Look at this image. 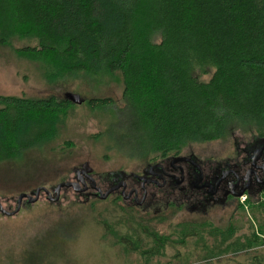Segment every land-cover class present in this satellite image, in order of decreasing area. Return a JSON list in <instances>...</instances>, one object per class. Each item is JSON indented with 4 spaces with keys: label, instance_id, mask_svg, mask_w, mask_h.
I'll return each instance as SVG.
<instances>
[{
    "label": "trees",
    "instance_id": "trees-1",
    "mask_svg": "<svg viewBox=\"0 0 264 264\" xmlns=\"http://www.w3.org/2000/svg\"><path fill=\"white\" fill-rule=\"evenodd\" d=\"M0 49L32 62L50 83L79 74L117 79L122 107L99 137L107 149L146 164L237 132L264 139V0H0ZM80 105L98 110L113 102L89 98ZM79 106L65 96L0 95V164L29 165L27 156ZM252 206L259 213H251L257 224L249 234L208 221H184L160 234L135 221L138 229L116 242L145 263L187 238L204 261L247 252L264 246V202ZM43 240L33 241L36 249ZM252 261L262 264L258 255Z\"/></svg>",
    "mask_w": 264,
    "mask_h": 264
},
{
    "label": "rangeland",
    "instance_id": "rangeland-1",
    "mask_svg": "<svg viewBox=\"0 0 264 264\" xmlns=\"http://www.w3.org/2000/svg\"><path fill=\"white\" fill-rule=\"evenodd\" d=\"M211 73L210 69L200 79L208 80ZM65 82L45 81L32 62L0 49V95L63 98L66 93H72L84 100L110 98L113 102L111 107L98 110L76 104L79 107L57 127L53 139L27 156L31 159L29 165L22 161L0 164V202L8 212L15 209V200L20 193L29 194L39 186L51 191L58 183L73 179L75 171L84 164L99 179L117 171L123 175L139 174L146 164L138 158L107 149L105 138L99 137L122 107L120 82L117 79L102 82L80 74ZM235 135L239 139L250 136L240 132ZM232 142L233 138H227L193 144L191 148L199 156L214 154L216 158H222L233 155ZM64 144L70 145L65 148ZM250 205L244 203L242 209L213 205L205 213L174 212L172 207L162 209L165 213H141L139 209L136 213H127L120 209L123 203L114 202L112 197L85 199L71 188H63L56 201H48L42 193L36 202L21 206L15 215L0 213V264H256L252 261L254 255H258L264 264V246L204 261L200 247L187 238L183 244L169 243L161 255L145 263L139 253L126 252L116 242L119 234L138 229L136 222L149 225L160 234H171L172 227L184 221H208L222 228L231 222L238 227L236 235L249 234L250 225L255 228L257 224L251 213H259ZM150 215L164 217V220H152ZM41 236L44 240L42 250H39L36 249L39 245L33 241Z\"/></svg>",
    "mask_w": 264,
    "mask_h": 264
},
{
    "label": "flooded vegetation",
    "instance_id": "flooded-vegetation-1",
    "mask_svg": "<svg viewBox=\"0 0 264 264\" xmlns=\"http://www.w3.org/2000/svg\"><path fill=\"white\" fill-rule=\"evenodd\" d=\"M232 143L234 153L227 157L199 156L189 148L145 164L139 174L117 171L99 179L87 171L91 180L78 169L71 181L78 182L82 191L77 194L86 199L113 189L106 199L119 198L134 213H165L162 209L170 207L205 213L213 205L237 209L239 204L264 202V139L236 137Z\"/></svg>",
    "mask_w": 264,
    "mask_h": 264
},
{
    "label": "water",
    "instance_id": "water-1",
    "mask_svg": "<svg viewBox=\"0 0 264 264\" xmlns=\"http://www.w3.org/2000/svg\"><path fill=\"white\" fill-rule=\"evenodd\" d=\"M66 98H68L71 102L75 103V104H80V102L82 101V99L79 97V95L77 94H72V93H66L64 95ZM158 166L155 165V167ZM87 171H90L87 167L86 164H84L82 166V168H80L78 170V173L84 174L87 177H89V179L92 180V178H90L89 174ZM63 188H71L73 189L76 193L82 191V189H80V186L78 184L77 181H62L60 183H58L57 185H55L54 187L51 188V191H49L46 187L44 186H40V187H36V189H34L33 191H31L29 194L26 193H20L17 198H16V206L15 209L12 210L11 212L6 211L0 202V213L6 216H12L15 215L16 213L19 212L20 208H21V204L22 201H25L26 203H33L36 202L39 198V196L43 193L47 196V200L48 201H56L59 197V193L60 190ZM113 190V189H112ZM112 190H108L105 193H100L99 195H97V198L100 200H104L106 199V197L109 195V193ZM52 193L54 194V198H52Z\"/></svg>",
    "mask_w": 264,
    "mask_h": 264
}]
</instances>
